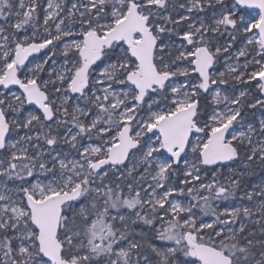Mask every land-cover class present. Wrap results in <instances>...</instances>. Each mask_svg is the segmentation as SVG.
<instances>
[{
    "label": "snow or ice",
    "instance_id": "snow-or-ice-1",
    "mask_svg": "<svg viewBox=\"0 0 264 264\" xmlns=\"http://www.w3.org/2000/svg\"><path fill=\"white\" fill-rule=\"evenodd\" d=\"M0 264H264V0H0Z\"/></svg>",
    "mask_w": 264,
    "mask_h": 264
}]
</instances>
